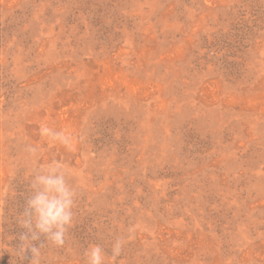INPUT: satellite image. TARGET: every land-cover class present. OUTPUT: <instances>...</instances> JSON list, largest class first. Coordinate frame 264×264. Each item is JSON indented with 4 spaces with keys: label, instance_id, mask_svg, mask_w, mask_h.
<instances>
[{
    "label": "rangeland",
    "instance_id": "rangeland-1",
    "mask_svg": "<svg viewBox=\"0 0 264 264\" xmlns=\"http://www.w3.org/2000/svg\"><path fill=\"white\" fill-rule=\"evenodd\" d=\"M52 161L77 197L39 264H264V0H0V264Z\"/></svg>",
    "mask_w": 264,
    "mask_h": 264
},
{
    "label": "clouds",
    "instance_id": "clouds-1",
    "mask_svg": "<svg viewBox=\"0 0 264 264\" xmlns=\"http://www.w3.org/2000/svg\"><path fill=\"white\" fill-rule=\"evenodd\" d=\"M40 134L68 150L74 146V137L66 131H54L43 126ZM26 150L30 156L39 159L38 147L30 145ZM67 176L64 166L59 161H52L41 165L31 179L30 193L17 221L24 229L19 235L18 251L21 260L31 255L29 264H39L44 244L37 246L34 242L39 241L41 236L56 247H63L66 242L68 230L73 225L77 197V191ZM121 250L122 241L118 239L112 246V257H118ZM85 257L87 264H105V253L100 245H90Z\"/></svg>",
    "mask_w": 264,
    "mask_h": 264
}]
</instances>
